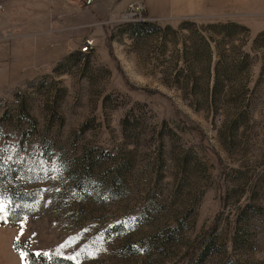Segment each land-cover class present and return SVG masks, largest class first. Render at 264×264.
<instances>
[{"label": "rangeland", "instance_id": "rangeland-1", "mask_svg": "<svg viewBox=\"0 0 264 264\" xmlns=\"http://www.w3.org/2000/svg\"><path fill=\"white\" fill-rule=\"evenodd\" d=\"M66 1L57 29L4 33L23 62L0 71V264L25 247L56 264H264V0H152L157 28L136 36L131 2L73 17ZM221 57L244 60L219 63L230 90L211 96Z\"/></svg>", "mask_w": 264, "mask_h": 264}, {"label": "crops", "instance_id": "crops-1", "mask_svg": "<svg viewBox=\"0 0 264 264\" xmlns=\"http://www.w3.org/2000/svg\"><path fill=\"white\" fill-rule=\"evenodd\" d=\"M84 1L87 0H76V10L71 12V16L78 17L80 15V12L83 10V8L88 7L87 5L83 6ZM105 1V0H104ZM113 1V0H107V2ZM118 11L122 8H124L129 2H133L136 0H117ZM141 1V0H140ZM145 4V6L148 8L150 6V3L152 0H142ZM160 2H163V0H159ZM179 2L178 0H173L174 2ZM66 0H0V4L2 5V9L0 10V71L3 69L2 67L7 65L6 67L11 68L15 70L14 72L17 73L18 66L23 61H19L16 59L15 55L18 53L15 49V44L13 43L14 40H11L12 42L8 40V38L5 37L4 33L7 30L14 31L17 27H29L33 26L34 23H36V20H40L43 18L46 20V25L48 24L49 28H58L57 25L53 24L50 20L48 23V19H51V15H48V9L51 6H56L58 8L65 7ZM180 3V2H179ZM71 11V10H70ZM56 15V14H55ZM54 15V17H55ZM60 15L61 12H60ZM48 17V18H47ZM54 17L52 19H54ZM68 28L65 26L64 30L66 31ZM70 30V29H69ZM53 29H49V32ZM49 34L51 36V50H57L56 47L59 45L61 46V49H63L62 45L64 41H66V35L64 32L59 31L60 34L57 33ZM73 40H76V38H73ZM69 48V47H68ZM70 49V48H69ZM27 49L24 48V51ZM28 51V50H27Z\"/></svg>", "mask_w": 264, "mask_h": 264}, {"label": "trees", "instance_id": "trees-1", "mask_svg": "<svg viewBox=\"0 0 264 264\" xmlns=\"http://www.w3.org/2000/svg\"><path fill=\"white\" fill-rule=\"evenodd\" d=\"M227 24L229 25L230 23H227ZM227 24H225V25H227ZM147 26H153V27L157 28V25H155L154 23H151V22L144 20V21H139V22H135L134 24H131L130 25V31L132 32L133 36H136L138 31H143ZM179 27L181 28V25ZM224 35H225V33H224ZM203 43L205 46L212 47L211 42L209 41L208 38H206V41ZM213 43H215V41H213ZM246 57H247L246 55L243 56L244 59ZM221 58H222L221 60L219 59L215 62L213 67H212V65L209 64L210 67L207 65V68L205 69V70H207L206 72H208V74H205L207 76V78L205 79L206 82H205V89L204 90H206V92L209 93V95H211V96H213L217 91H219V89L224 90V88L226 87V84L231 83L228 79V82L226 84H224L225 82L223 81L224 80L223 76L221 77V75H220L221 72L218 69L220 67L219 63L223 62V65L224 64L226 65V68H225L226 70H228L230 67H233L235 69H239L240 66L242 67V62L244 60L243 59L242 61H238V59H234L232 64L227 65L226 58H224V59H223V57H221ZM241 59H242V57H241ZM209 62H211L210 59L208 60V63ZM178 76H177V78H178ZM208 76H209V78H211L209 81H208ZM189 78H190V75L187 74L185 76V79L189 80L190 83H188V84H191V86L189 88L194 93V91L196 90V83L195 82L197 79L196 78L195 79H189ZM225 89H227V88H225ZM227 90H230V89H227ZM21 198H23V197H21ZM15 247L18 248L17 243L15 244ZM205 250L202 251L203 256L206 255ZM23 252H24V258H25L26 264H56L57 261H60V259H57L56 257H49L48 255H46L44 253H34L32 250H30L27 247H25L23 249Z\"/></svg>", "mask_w": 264, "mask_h": 264}, {"label": "built area", "instance_id": "built-area-1", "mask_svg": "<svg viewBox=\"0 0 264 264\" xmlns=\"http://www.w3.org/2000/svg\"><path fill=\"white\" fill-rule=\"evenodd\" d=\"M145 5L141 1H133L129 3L124 11L123 17L128 20L144 21L146 19L144 15ZM2 5L0 4V10ZM95 46L94 39L90 36L85 37L81 41V45L78 46V50L81 53L90 52Z\"/></svg>", "mask_w": 264, "mask_h": 264}, {"label": "snow or ice", "instance_id": "snow-or-ice-1", "mask_svg": "<svg viewBox=\"0 0 264 264\" xmlns=\"http://www.w3.org/2000/svg\"><path fill=\"white\" fill-rule=\"evenodd\" d=\"M23 256V254H21ZM39 255V254H38Z\"/></svg>", "mask_w": 264, "mask_h": 264}]
</instances>
